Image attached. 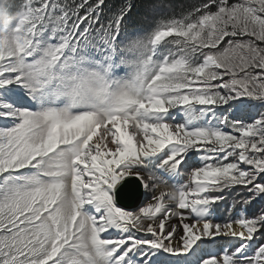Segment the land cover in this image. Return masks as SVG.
Masks as SVG:
<instances>
[{
    "label": "snow or ice",
    "instance_id": "snow-or-ice-1",
    "mask_svg": "<svg viewBox=\"0 0 264 264\" xmlns=\"http://www.w3.org/2000/svg\"><path fill=\"white\" fill-rule=\"evenodd\" d=\"M104 7L0 0V264H264V0Z\"/></svg>",
    "mask_w": 264,
    "mask_h": 264
},
{
    "label": "trees",
    "instance_id": "trees-1",
    "mask_svg": "<svg viewBox=\"0 0 264 264\" xmlns=\"http://www.w3.org/2000/svg\"><path fill=\"white\" fill-rule=\"evenodd\" d=\"M14 4H19L20 0H10ZM123 0H105L104 14L108 15L110 10H114L116 7L121 5ZM165 3H171L176 6L177 13L181 10V6H187L191 3H195L196 0H164ZM15 15V12L13 13ZM233 198L229 196L225 201L221 202V211L217 214L216 219L223 221L229 216L228 208L232 203Z\"/></svg>",
    "mask_w": 264,
    "mask_h": 264
},
{
    "label": "rangeland",
    "instance_id": "rangeland-1",
    "mask_svg": "<svg viewBox=\"0 0 264 264\" xmlns=\"http://www.w3.org/2000/svg\"><path fill=\"white\" fill-rule=\"evenodd\" d=\"M222 204L220 203L218 207L215 208L214 210V217H217V214L221 211V206ZM234 214V213H233Z\"/></svg>",
    "mask_w": 264,
    "mask_h": 264
}]
</instances>
